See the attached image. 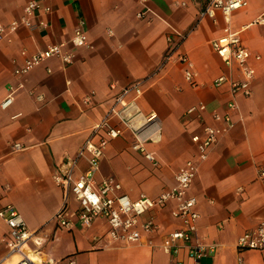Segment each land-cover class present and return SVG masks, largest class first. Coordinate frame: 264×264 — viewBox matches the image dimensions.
<instances>
[{
  "label": "crops",
  "instance_id": "crops-1",
  "mask_svg": "<svg viewBox=\"0 0 264 264\" xmlns=\"http://www.w3.org/2000/svg\"><path fill=\"white\" fill-rule=\"evenodd\" d=\"M28 1L0 0V23L18 20ZM246 1L245 8L228 18L219 10L213 17L200 18L206 0H47L42 6L49 11L40 9L32 18L33 27L19 26L0 39V101L12 97L6 108L0 107V204L11 203L29 230L44 238L37 259L70 256L74 264H82V258L90 264L172 263L173 257L160 243L165 233L181 225L168 208L146 213L143 219L152 216L157 229L129 245L110 242L101 221L89 229L78 224L61 229L52 219L63 205L53 174L76 155L91 129L108 114L118 91L141 80L137 109L142 114L155 112L160 122L161 139L144 145L157 164L132 148L133 134L110 115V124L121 128L122 134L105 147L95 179H113L133 199L140 194L156 197L171 187L175 173L194 154L191 133L214 123L210 111L222 112L230 98L228 83L216 87L213 82L221 75L236 79L238 72L211 47L229 28L260 59L251 61L255 77L250 96L236 98L233 126L198 164L189 190L199 213L193 242L209 249L197 264H264V250L236 249L239 235L264 218V180L258 177L264 170V26L255 22L264 0ZM146 8L150 12L139 18L137 14ZM81 23L89 45L73 49L71 64L49 56L25 74L14 73L25 59L22 51L29 55L49 44L69 45ZM179 54L191 62L196 85L185 81ZM133 98L126 96L128 101ZM199 103L206 107L203 120L186 121L185 111ZM13 143L23 148L14 151ZM77 165V173L84 172L87 159L80 158ZM69 203L74 206L72 198ZM5 231L0 219V238ZM60 238L63 251L56 243ZM2 250L0 244V254ZM178 257L185 264H196L186 248Z\"/></svg>",
  "mask_w": 264,
  "mask_h": 264
},
{
  "label": "built area",
  "instance_id": "built-area-1",
  "mask_svg": "<svg viewBox=\"0 0 264 264\" xmlns=\"http://www.w3.org/2000/svg\"><path fill=\"white\" fill-rule=\"evenodd\" d=\"M46 1L29 0L18 20H13L8 25L0 23V39L7 37L8 33L14 32L19 26L33 27L32 18L37 12L40 9L49 11L48 6H42ZM246 5V0H206L205 7L199 12V17H213L219 10L225 18H228L231 12L241 10ZM149 12L150 9L146 8L137 16L144 18ZM255 22L264 26V10ZM40 25L47 27L46 22H40ZM88 45V36L81 23L73 31L69 45L67 43L49 44L44 50L29 55L22 51L25 59L14 73L25 74L49 56H56L66 65L71 64L73 49ZM211 47L226 66L236 68L238 76L236 79L228 80L221 75L214 80L213 84L216 87L228 83L230 98L222 112L210 111V119L214 123L202 124L197 132L191 133L190 140L194 146V154L175 173L173 185L162 190L156 197L140 194L133 199L124 193L121 185L113 179L105 178L99 181L95 179L105 147L111 140L122 134L121 128L110 124V115L116 116L120 123L131 131L134 136L132 148L142 152L153 165L157 164L155 155L152 152H146L144 145L161 139L159 118L155 112L142 114L137 109L135 100L142 95V81H133L114 96L108 114L91 129L90 135L76 155L68 158L53 174L54 182L63 193V205L52 217L57 227L70 230L78 224L89 229L101 221L106 227L104 235L110 242L129 245L142 241L146 235H150L157 229L158 226L152 216L143 219L146 213L168 208L170 216L178 220L181 225L180 228L165 233L160 243L162 250L173 257L171 264H185L178 257L182 248H186L188 257L196 264L200 258L208 254L207 246L193 242L199 213L195 209V198L189 195V190L197 174L198 164L207 158L210 147L219 136L233 126L232 116L237 109L236 98L250 96L252 81L255 77L251 61L260 59L258 55H252L243 45L239 33L232 32L229 28L224 30L222 36L211 42ZM178 59L184 65L185 81L196 85L195 74L189 59L184 54H179ZM111 88H114V85H111ZM131 94L134 98L131 101L126 100V96ZM11 101L12 97L8 95L0 101V107L6 108ZM117 106H119L118 109H116ZM205 112L204 104L192 105L185 111L184 119L186 121L195 119L200 122ZM11 147L14 151L23 148L19 143H13ZM80 158H86L88 165L84 172L77 173V161ZM258 177L264 180V170L258 172ZM70 198L74 201L73 207L69 203ZM0 219L6 225V231L0 238L3 249L0 254V264H74L70 256L57 260L37 259L45 240L36 231L29 230L21 214L11 203L0 204ZM236 249L239 252L264 250V218L254 228L239 235Z\"/></svg>",
  "mask_w": 264,
  "mask_h": 264
},
{
  "label": "rangeland",
  "instance_id": "rangeland-1",
  "mask_svg": "<svg viewBox=\"0 0 264 264\" xmlns=\"http://www.w3.org/2000/svg\"><path fill=\"white\" fill-rule=\"evenodd\" d=\"M63 242H64V239H62V238H60L58 241H56L57 245H59V250L58 251H63L65 249L64 246L62 245ZM44 245H45V243H44ZM82 261H83L82 264H90V262L88 263V261L85 260L84 258H82Z\"/></svg>",
  "mask_w": 264,
  "mask_h": 264
}]
</instances>
